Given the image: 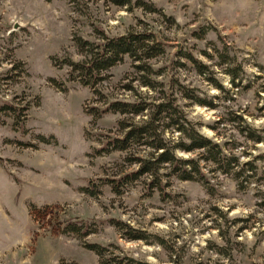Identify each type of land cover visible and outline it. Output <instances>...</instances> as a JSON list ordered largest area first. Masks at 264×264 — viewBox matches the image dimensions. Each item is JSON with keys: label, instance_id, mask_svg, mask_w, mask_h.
<instances>
[{"label": "rangeland", "instance_id": "rangeland-1", "mask_svg": "<svg viewBox=\"0 0 264 264\" xmlns=\"http://www.w3.org/2000/svg\"><path fill=\"white\" fill-rule=\"evenodd\" d=\"M122 1L0 0V105L25 107L27 116L17 129L12 110L0 111V264L62 259L102 264L85 241L114 243L151 263L264 264V140L257 143L249 130L242 132L250 125L264 137V0H144L154 11L138 0ZM203 27L210 31L200 40L193 33ZM146 28L168 43L166 54L153 61L156 66L179 61L171 74L197 89L199 102H180L201 131L231 141L242 161L263 155L261 175L249 178L245 189L217 171L209 172L210 186L172 177L166 198L157 189L149 195L143 181L117 195L102 180L116 172L121 155H97L94 148L101 146V134L117 133L123 116L110 112L95 118L87 112L101 106L103 97L69 81L68 68H58L53 58L83 59L74 38L98 41L97 29L120 35ZM188 49L211 68L213 78L178 54ZM223 51L228 56L222 58ZM132 61L126 56L111 68L98 89L131 98L123 85L134 75ZM18 63L23 65L16 68ZM234 68L235 83L229 72ZM38 135L53 137L52 142H41ZM89 184L97 185L99 194L85 192ZM111 218L156 238L148 243L124 238ZM66 219L103 224L82 241L55 229Z\"/></svg>", "mask_w": 264, "mask_h": 264}, {"label": "trees", "instance_id": "trees-1", "mask_svg": "<svg viewBox=\"0 0 264 264\" xmlns=\"http://www.w3.org/2000/svg\"><path fill=\"white\" fill-rule=\"evenodd\" d=\"M125 2L127 0L119 4L122 5ZM136 2L150 11L156 10L153 4L144 0ZM97 30L100 34L98 41H90L82 36L74 38L84 56L83 59L75 60L69 56L61 59L54 57L53 64L60 69L66 66L69 81H78L83 86L91 87L95 93L103 97L101 106L93 107L94 111L87 110L94 114L95 118L110 112L123 116L118 121L117 133L101 134V146L94 148L97 155L113 152H119L121 155L122 163L116 164L118 167L116 172L108 171L106 177L102 178L105 184L111 186L113 193L122 195L130 185L143 181L149 195L157 189L166 198L170 196L167 186L172 177L181 180H197L210 186L212 183L210 171L232 175L239 181L240 188L245 189L249 178L261 175L258 160L263 155L242 161L240 155L234 152L236 145L229 147L231 141L219 142L204 134L198 122L190 118L180 99L190 100L192 103L199 102L200 97L196 88L171 74L170 69L179 61L172 60L170 65L164 66H156L153 62L167 52L168 43L160 32L146 28L139 31L129 30L120 35H110L103 29ZM209 31V27H203L201 30L194 31L193 34L202 40ZM227 47L225 45V49ZM180 52L178 54L184 55L193 63L201 75L209 80L213 78L211 68L198 59L191 49ZM226 52L220 53L222 58L228 56ZM126 56L133 60L134 75L123 85V89L129 91L132 96L129 99L114 98L98 89V86L109 78V70L124 62ZM225 63L229 64V61ZM19 65L23 63H18L16 68ZM229 72L235 83L239 77L236 68ZM51 82H55V79ZM219 86L222 87L221 84ZM56 87L64 90V87L59 85ZM143 87L148 91L143 90ZM24 108L8 101L0 105V111L12 110L14 125L17 129L24 126L27 118L22 112ZM245 129L249 130V136L255 142L264 140L259 130L250 125L242 132H245ZM38 136L41 142H52L53 137ZM180 152L187 153L189 156L185 157ZM206 166L210 167L209 171L205 170ZM97 188V185L89 184L83 187V190L96 195L99 194ZM108 222L115 226L124 238L144 240L147 243L153 242L150 238H156L122 219L111 218ZM101 224L103 222L100 223L97 220L66 219L59 221L55 229L84 241L87 236L95 233ZM159 240L161 241L158 242L165 246L164 240ZM83 245L94 251L102 264H181L179 259H171L169 263H151L129 255L114 243L103 245L85 241ZM60 264L79 263L62 259Z\"/></svg>", "mask_w": 264, "mask_h": 264}]
</instances>
